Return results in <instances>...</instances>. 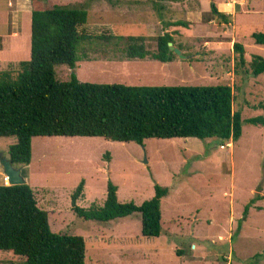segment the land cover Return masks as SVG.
<instances>
[{"label": "rangeland", "instance_id": "obj_1", "mask_svg": "<svg viewBox=\"0 0 264 264\" xmlns=\"http://www.w3.org/2000/svg\"><path fill=\"white\" fill-rule=\"evenodd\" d=\"M192 2L46 0L48 6L83 5L88 18L79 30L85 33L145 36L151 51L156 36L170 32L173 46H181L185 56L174 53L166 62L149 57L126 60L112 53L105 58L101 45H86L89 59L77 61L73 69L56 65L57 80H68L74 73L80 81L106 84H228L233 88V110L243 119L239 139L223 147L214 138H148L138 144L98 136L33 137L27 184L38 206L47 211L53 232L84 238L86 264H264V126L245 121L264 116V74L253 76L248 65L253 54L264 57V46L254 44L251 37L264 32V0L254 2L256 11L238 21L235 40L246 46V64L237 68L231 43L205 45L206 35L198 33L196 25L166 26L169 21H186ZM0 4L12 9L7 0ZM208 15L216 17L211 11ZM29 26L30 17L22 36L9 38V51L0 45V69L16 71L18 62L29 58ZM25 35L28 49L22 52L17 41ZM216 39L220 38L213 35L209 40ZM82 179L83 195L76 204L83 208L102 205L108 180L117 186L119 202L137 205L153 196L154 184L167 187L168 194L161 199V234L143 236L138 213L107 222L77 216L70 198ZM255 195L260 199L250 204L241 232L238 222ZM9 258L4 255L2 264L20 261Z\"/></svg>", "mask_w": 264, "mask_h": 264}, {"label": "trees", "instance_id": "obj_2", "mask_svg": "<svg viewBox=\"0 0 264 264\" xmlns=\"http://www.w3.org/2000/svg\"><path fill=\"white\" fill-rule=\"evenodd\" d=\"M31 4L30 55L18 62V69H0V138L14 137L7 153L15 166L26 167L31 160L33 137H103L117 142L143 144L148 138H214L223 145L236 142L242 134L241 114L233 110V88L213 85H125L83 82L71 73L68 80L55 78L54 67L73 69L79 60H88L86 45H101L103 57L109 53L121 59L170 61L168 42L173 35L156 36L151 51L145 36L90 35L79 27L87 22L83 5ZM211 12L223 22L228 18L211 5ZM166 26L188 28V21L173 20ZM254 44L264 46V32L251 34ZM181 50V46H177ZM235 67L246 64L245 47L232 44ZM253 76L264 74V57L253 54L249 61ZM264 126V116L245 120ZM105 157H108L106 154ZM24 172H22V175ZM84 180L71 193V209L86 220L107 222L132 213L140 215V232L146 237L161 234V199L168 188L154 184V194L140 204L121 203L117 186L106 184V197L100 206L80 207ZM255 195L244 207V220ZM0 251L11 252L20 261L14 264H86L85 241L80 235L53 232L47 211L38 206L32 188L25 182L0 185Z\"/></svg>", "mask_w": 264, "mask_h": 264}, {"label": "crops", "instance_id": "obj_3", "mask_svg": "<svg viewBox=\"0 0 264 264\" xmlns=\"http://www.w3.org/2000/svg\"><path fill=\"white\" fill-rule=\"evenodd\" d=\"M192 1L193 5L189 8V16L187 15L186 17V21L189 22L188 26L193 28L196 25L199 28L198 33L206 35L203 36L202 39L205 45L214 44L215 46H222L224 43H231L232 45L234 41H238L235 40V35L239 34L237 31V29H239V26L237 25L238 21L241 22L240 19L242 17L250 15L256 11L253 5L254 2L257 3L258 0H205V3L203 0ZM211 5H214L217 8L218 12H221L227 16L228 22L226 24L217 15L216 17H218L223 23L219 24V22L215 20L216 17L213 18L208 15V12L211 11ZM7 6L12 7V9L5 10V8L3 9L2 5L0 4V45L4 52L9 51V49L11 48V42L9 41V38H19L20 36H22L21 33H24V25H28L29 17L31 23V4L29 0H7ZM208 6L210 7L209 11L202 10L203 7L208 8ZM224 29H227V31H225ZM213 35H217V37H219L220 39L224 38L226 40H209ZM230 35L231 40L230 42H228L227 39L230 38ZM17 43V48L19 49V51L24 52L28 49L26 35L23 36L19 41H17ZM11 144L13 143L10 140H7L5 142H1L0 140V153L2 154V156L9 158L7 149ZM26 169L27 172L25 174ZM28 169L29 165L21 169V174L22 172H24L23 177L25 178L26 183H28L30 175ZM5 176L6 175L4 174L3 168L0 164V185H6V183L4 182ZM240 231L242 232V225L240 226ZM167 232L171 231L168 230ZM4 255L10 256L9 259L16 257L11 252L0 251V264H2L4 261ZM223 262L227 263V261L225 260ZM236 264H238V262H236Z\"/></svg>", "mask_w": 264, "mask_h": 264}, {"label": "water", "instance_id": "obj_4", "mask_svg": "<svg viewBox=\"0 0 264 264\" xmlns=\"http://www.w3.org/2000/svg\"><path fill=\"white\" fill-rule=\"evenodd\" d=\"M171 51L173 53L179 54L182 58L185 57L183 54H181V51L177 47H174L171 42H168V53H170ZM0 164L3 168L4 174L8 178L9 185L23 184L26 182L25 178L21 174L22 167L15 166L10 158L2 156L1 153Z\"/></svg>", "mask_w": 264, "mask_h": 264}, {"label": "built area", "instance_id": "obj_5", "mask_svg": "<svg viewBox=\"0 0 264 264\" xmlns=\"http://www.w3.org/2000/svg\"><path fill=\"white\" fill-rule=\"evenodd\" d=\"M221 147L223 146L221 145ZM4 182L6 183V185H9L7 176L4 177Z\"/></svg>", "mask_w": 264, "mask_h": 264}]
</instances>
